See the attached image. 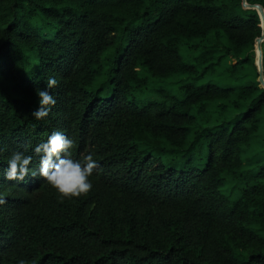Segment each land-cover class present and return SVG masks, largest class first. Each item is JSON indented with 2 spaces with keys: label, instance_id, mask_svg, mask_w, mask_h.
<instances>
[{
  "label": "trees",
  "instance_id": "obj_1",
  "mask_svg": "<svg viewBox=\"0 0 264 264\" xmlns=\"http://www.w3.org/2000/svg\"><path fill=\"white\" fill-rule=\"evenodd\" d=\"M249 9L0 0V264H264L263 35ZM142 70L185 76L181 95L153 89L140 105ZM50 76L57 103L36 120ZM53 131L74 141L73 159L95 153L88 193L61 199L39 176L33 149ZM17 150L36 176L4 177Z\"/></svg>",
  "mask_w": 264,
  "mask_h": 264
},
{
  "label": "clouds",
  "instance_id": "obj_2",
  "mask_svg": "<svg viewBox=\"0 0 264 264\" xmlns=\"http://www.w3.org/2000/svg\"><path fill=\"white\" fill-rule=\"evenodd\" d=\"M243 11V3L239 6ZM255 11L260 16L261 35H264V14L260 9H249ZM257 55H260L259 49ZM259 70V65H258ZM58 85L55 76L47 78L46 87L36 89L40 107L32 113L36 120L46 118L52 107L57 103L55 96L50 90ZM74 146V141L61 131H53L43 143L37 144L33 151L40 156L39 176L54 188L61 199L79 197L88 193L92 187L91 177L98 163L95 153L89 151L83 154L80 159H73L70 149ZM33 156L22 151H14L7 159V168L4 170V177L8 180L24 181L29 174L36 176L30 165Z\"/></svg>",
  "mask_w": 264,
  "mask_h": 264
},
{
  "label": "rangeland",
  "instance_id": "obj_3",
  "mask_svg": "<svg viewBox=\"0 0 264 264\" xmlns=\"http://www.w3.org/2000/svg\"><path fill=\"white\" fill-rule=\"evenodd\" d=\"M143 77H147L148 79V87L144 91H136L131 98L133 99L134 97L137 99V101H140L139 104L142 105L143 101H148L152 99L154 96L152 94L153 89H159V88H168L173 90L174 92L180 93V85L181 83L186 79L185 76L176 78V79H164V80H157L153 79L151 77H148V74L142 70L140 73ZM260 181H264V177L259 178ZM225 185L222 186V191L234 198H237L239 196L240 190L239 188H242V183L241 184H236L234 181L231 179L230 176L225 177Z\"/></svg>",
  "mask_w": 264,
  "mask_h": 264
},
{
  "label": "water",
  "instance_id": "obj_4",
  "mask_svg": "<svg viewBox=\"0 0 264 264\" xmlns=\"http://www.w3.org/2000/svg\"><path fill=\"white\" fill-rule=\"evenodd\" d=\"M244 5L248 8H253V9H260L261 13L264 14V8L260 5H249L246 0H244ZM264 41V35L257 40L256 44V53L257 50L259 49L260 55H257V66L259 65V73H260V78L259 81L264 87V68H263V50H262V42Z\"/></svg>",
  "mask_w": 264,
  "mask_h": 264
}]
</instances>
